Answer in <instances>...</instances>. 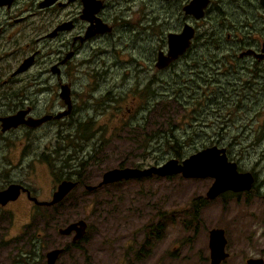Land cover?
<instances>
[{"label":"rangeland","instance_id":"374dc122","mask_svg":"<svg viewBox=\"0 0 264 264\" xmlns=\"http://www.w3.org/2000/svg\"><path fill=\"white\" fill-rule=\"evenodd\" d=\"M105 1L100 14L112 30L84 43L59 75L70 90L71 114L36 128L0 132V189L23 184L39 200H49L66 175L75 180L80 174V184L57 206L37 209L21 199L0 207V264H46L45 253L54 248H63L54 264H209L207 242L212 228L224 229L229 239L230 256L220 264H243L246 256L264 261V226L253 227L250 232L256 229V238L244 236L248 246H240L243 211L228 197L205 199L212 178L153 174L84 189L96 185L106 170L180 161L213 145L224 148L234 160L241 155L247 168L257 154L242 147L251 145L264 129V63L262 73L251 79L255 84L240 88L250 74L228 71L229 53L224 47L232 42H226L220 32L222 41L206 43L209 56L220 60L218 64L206 58L193 68L187 53L175 64L156 69V50L164 49L166 31L175 25L165 13L164 2L114 0L110 14L108 7L113 4ZM65 10L76 12L77 7L72 3ZM136 23L143 30L135 36L133 29H142ZM37 35L42 34L34 33L29 43L39 51L35 64L16 78L9 92L7 86L0 88L8 95L17 89L14 102L30 105L36 118L65 109L54 84L56 76L48 68L61 49L59 40L70 37L65 32L55 39L36 40ZM244 61L251 64L250 58ZM13 67L12 59L2 58L0 76L7 77ZM231 82L237 84L234 92ZM25 83L29 85L22 88ZM6 100L11 102L0 97V114L9 110ZM78 123L88 124L85 141L78 138ZM170 134L180 146L181 159L173 156ZM162 138L168 139L169 148ZM263 145L264 138L255 150ZM79 163L82 168L75 166ZM198 199L202 204L195 214ZM41 211L48 212L42 217ZM80 219L86 228L76 243L71 244L72 234L57 233Z\"/></svg>","mask_w":264,"mask_h":264},{"label":"flooded vegetation","instance_id":"af4514ba","mask_svg":"<svg viewBox=\"0 0 264 264\" xmlns=\"http://www.w3.org/2000/svg\"><path fill=\"white\" fill-rule=\"evenodd\" d=\"M44 1L45 0H0V60L2 58H9L12 59L14 63L13 69L10 71L8 70L9 74L7 77L0 76V88L7 86L5 89H7L8 92L12 89L11 85L16 82V78L27 73L35 64L39 51L33 50L31 45H29L34 33L42 34L41 36L37 35L36 40H41L43 38L55 39L65 32L70 34L69 38L64 36L59 40L58 47L61 49L55 53V59L53 62H50V67L48 68L49 73L56 76V82L54 84L60 88L61 85H68L60 81L59 75L62 73L61 70L67 65L69 60L80 51L79 49L81 46L88 41H92L93 36L109 33L113 28V25H107L105 23V20L100 14L106 6L105 0H99L101 4L96 11H94L93 2H87V0H84V2L83 0H49L47 3H44ZM261 1L262 0H159L160 3L164 2L163 4L166 6L165 13H168L169 20L172 19V21L175 22V25L173 30L166 31L164 49L159 48L156 50L155 63L157 54L159 52L165 54L167 51V34L171 33L177 35L180 34L184 28H188V30L191 31V36L186 48L177 55L175 59L168 62L164 68L175 64V62L179 61L182 56L187 53L191 55L190 62L192 65L191 67L193 68H195L199 61L204 62L206 58L207 62L212 61L213 63L218 64L220 60H216L211 58L212 56H209V49L206 46V43L209 41L213 42V40L222 41L220 40V32H222V35H224V38L226 39L225 41L232 42L226 43L224 47V50L229 53L228 58L231 59L227 60L229 64L228 71H230V73H237V71L242 70L245 73H249V81H245L244 84L241 83L240 88L241 86L243 89L251 88V86L255 84L254 82H251V79L257 78L262 73L263 69L260 64L264 63V7ZM72 3H75L77 11H69L67 13L65 9L70 8ZM109 3L113 4V6L108 7V11H110L109 13L111 14V10H114L116 2L114 0H109ZM90 7L91 9L89 10ZM119 8L121 9L122 7ZM85 9L88 10L85 11ZM63 11L64 13H62ZM35 17H37V19L34 21ZM96 20L103 24L104 29L102 28V32H97L96 27H94V25L97 24ZM117 21L120 22L119 20ZM43 25L47 30L43 31ZM134 25L140 26L138 23ZM141 30H143V28L133 29L132 32L135 33L136 36ZM91 32L92 34L86 36L87 33ZM200 44L204 45L205 48L200 50L196 49ZM64 49H67V51L61 53V50ZM246 51H250V53L243 54ZM235 52L237 53V56H234ZM28 57H32L31 64L25 70L15 72L19 65ZM47 58L50 60V56ZM246 58L251 59V64L246 65V61H244ZM238 61L241 62V64H237ZM154 66L156 69H159L155 64ZM239 80L240 79L238 78V81ZM231 81L236 82V78H232ZM233 82H231V92H234L237 87V84ZM28 85V83H25L22 88H25ZM44 87L49 88L47 83L44 84ZM12 91H14V89ZM0 97L10 98L11 100V102L6 100V103L10 104L9 110L0 114V117L12 115L21 110H28L24 115L25 118L28 116L33 117L31 114L32 107L30 105L25 104L24 101L15 103L17 101L16 97H18L17 89L14 92H10L9 95L8 93H0ZM72 108L73 106L71 104L70 112L67 115L57 119L51 117L49 120L36 127H39L46 122L61 120L69 116L72 112ZM58 112L49 114L53 116ZM22 126H25L26 128H36L20 124L15 128H9L4 131L0 130V132L6 133L9 130ZM259 133L258 137L256 135L257 140H253L251 145L242 147V149L247 150L246 152L250 150L248 153L256 152L257 154L256 159L253 163H250L247 168L241 164V155L238 156V159L234 160L229 158L228 152L223 148L226 160L228 162H234L235 171L238 174L248 173L251 177V182L248 188L238 191L225 190L219 194L222 197H228V200H232L233 203L237 204V206L243 211V215L240 216V223L245 231L244 233L242 232V235L240 236V246L242 244L248 246L244 236L247 240H253L256 238L254 235L256 229L264 226V177L261 176V173L264 171V145L258 149L259 151L255 150V146L260 145L263 141L264 129L260 130ZM72 181H76L80 184L79 180ZM20 185L25 191L20 190L16 199L8 201L5 205H0V207H6L7 205L15 203L17 200L19 201L21 199L25 201L26 205H34L37 209L50 207L35 204L32 200V197L35 196L31 194V191L28 190L25 185ZM26 191L28 193H26ZM21 195H24V197H20ZM35 198L37 201H48L42 199L39 200L37 197ZM28 212H32V209H29ZM46 212L48 211H41V216L44 217ZM255 226H257V228L254 229L253 232H250ZM222 231L225 240L223 250L226 253V257H228L230 256V252L227 251L229 239H227L224 229H222ZM74 242L75 241H72V243ZM31 247H33V245ZM32 254L33 253H31V255ZM27 255L29 256L30 254L28 253ZM226 257L224 259H226ZM252 258L261 257L246 256L242 260L243 264H250L248 263V260ZM208 259L210 264L209 249ZM223 260H221L219 264Z\"/></svg>","mask_w":264,"mask_h":264},{"label":"water","instance_id":"95a60500","mask_svg":"<svg viewBox=\"0 0 264 264\" xmlns=\"http://www.w3.org/2000/svg\"><path fill=\"white\" fill-rule=\"evenodd\" d=\"M92 1L94 4V11H96L101 2L99 0H87ZM49 2L45 0L44 3ZM84 2V0H83ZM193 2V1H192ZM264 7V0L261 1ZM191 4V3H190ZM189 6V5H188ZM91 7L89 8V10ZM88 9H85V11ZM93 13V11H92ZM97 32H102L103 24L96 20ZM104 29V28H103ZM94 32V31H93ZM91 33H87L88 36ZM191 36V31L188 28H184L180 34L168 33L166 36L167 51L165 54L159 52L156 57V67L163 68L168 62L175 59L187 46L188 40ZM252 52V51H251ZM250 51H246L243 54H249ZM32 57L25 59L15 72H21L25 70L31 64ZM58 96L65 105V110L56 113L55 115L45 114L40 117H24L28 110L17 111L16 113L0 117V130L4 131L9 128H15L20 124L36 127L41 123L49 120L51 117L55 119L67 115L71 109L70 90L67 85H61L59 88ZM169 176L172 174H180L183 178H212V183L205 192V199L210 200L218 196L225 190L238 191L249 187L251 182L250 174L241 173L238 174L235 171L234 162H228L226 160L225 152L223 148L216 146H210L199 151L190 154L186 158L178 161L175 159H168L161 165L150 166L147 168H134V167H116L106 170L102 173L100 181L96 185H85L84 189L92 191L97 187L114 183L124 179H136L146 177L149 175ZM78 183L72 180H61L56 189L52 192L51 198L48 201H37L35 197L32 200L35 204L51 206L61 201ZM20 190L25 189L17 183L7 184L3 189H0V205H5L8 201L16 199ZM26 193H28L26 191ZM86 228L84 220L80 219L67 224L65 227L59 228L57 233L60 235H69L72 233L71 241L80 239ZM225 240L223 237V231L220 228H212L208 231V249L210 264H219L221 260L226 257V253L223 250ZM63 251L61 248H54L45 253L46 264H54L57 257ZM250 264H263L262 258H252L248 260Z\"/></svg>","mask_w":264,"mask_h":264},{"label":"trees","instance_id":"16d2710c","mask_svg":"<svg viewBox=\"0 0 264 264\" xmlns=\"http://www.w3.org/2000/svg\"><path fill=\"white\" fill-rule=\"evenodd\" d=\"M213 42L216 44L217 42H216V40H213ZM227 60H231V59H227ZM235 60V59H234ZM236 61V60H235ZM237 64H241V62H239L238 61V63ZM198 65V64H197ZM144 91L145 92H147L148 91V87L147 88H145L144 89ZM86 129H89V127H88V124H80V123H78V128L76 129V132H79V133H81V136H78V138H80V139H83L84 141L85 140H87L89 137L87 136L86 137ZM174 135V134H173ZM90 136V135H89ZM169 137L171 138V140H172V144H173V149H174V151H173V156L175 157V158H178V159H181L182 157H181V155H182V153L180 154V151H181V149H180V146L178 145V143L175 141V139H174V137H172V134H170V136L168 135L167 136V138L169 139ZM168 139H166V141H165V139H163L162 138V141H163V144L165 145V148H169L168 147V144H169V142H168ZM68 146H70L69 145V143L67 144V146L65 147V148H67ZM73 152V151H72ZM182 160V159H181ZM48 166L51 168V170H53V165L50 163V161L48 160ZM67 164H64V166H66ZM75 166H77L78 168H82V164L81 163H79V165H75ZM74 174H76V173H74ZM60 175H61V173H60ZM170 176H172V175H169V176H166V177H170ZM64 179H70V177H69V175H66L65 176V178ZM75 180H79L80 181V174H77V175H75ZM120 181V180H119ZM116 182H118V181H116ZM201 199H198L197 200V202H198V204H194L193 205V208H194V211H195V214H196V212H197V210H198V206H200L201 204H202V202L200 201ZM202 201H203V199H202ZM194 203V202H193ZM60 204V202L59 203H57V204H55V205H53V206H57V205H59ZM52 206V207H53ZM153 230H151V232H152ZM81 239V238H80ZM77 241H79V240H77ZM77 241H75L74 243H76ZM74 243H71V244H74Z\"/></svg>","mask_w":264,"mask_h":264},{"label":"bare ground","instance_id":"6f19581e","mask_svg":"<svg viewBox=\"0 0 264 264\" xmlns=\"http://www.w3.org/2000/svg\"><path fill=\"white\" fill-rule=\"evenodd\" d=\"M69 95H70V93H69Z\"/></svg>","mask_w":264,"mask_h":264}]
</instances>
